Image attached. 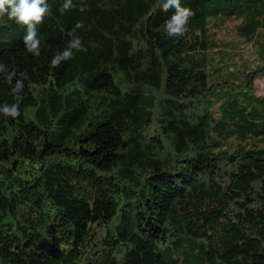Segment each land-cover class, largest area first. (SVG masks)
Here are the masks:
<instances>
[{
    "label": "trees",
    "instance_id": "obj_1",
    "mask_svg": "<svg viewBox=\"0 0 264 264\" xmlns=\"http://www.w3.org/2000/svg\"><path fill=\"white\" fill-rule=\"evenodd\" d=\"M47 2L39 57L0 18V264H264V0H181L182 37L163 0ZM233 21L254 66L218 49Z\"/></svg>",
    "mask_w": 264,
    "mask_h": 264
},
{
    "label": "clouds",
    "instance_id": "obj_2",
    "mask_svg": "<svg viewBox=\"0 0 264 264\" xmlns=\"http://www.w3.org/2000/svg\"><path fill=\"white\" fill-rule=\"evenodd\" d=\"M164 11L174 9L173 14L164 23V30L169 37H182L188 31L190 19L195 16L194 10L182 5L181 0H163L159 5ZM78 9L81 13L87 11L83 3H74V0H64L59 12L63 15L65 12ZM51 14V9L47 0H0V18L5 15L9 20L26 29L23 37V43L26 50L33 56L39 57L41 54V40L38 35V26L41 25L45 17ZM83 21H78L74 28L67 35L70 39L62 51H57L51 62L50 67L57 68L61 63L73 59L76 52L87 51L82 43V39L76 35L77 29L83 28ZM0 73H6V79L11 82L16 77L15 70L9 72L8 68L0 63ZM23 76V73H20ZM24 89L23 79H16L12 85V93L19 98ZM0 114L5 117L16 118L20 115L18 103H5L0 105Z\"/></svg>",
    "mask_w": 264,
    "mask_h": 264
},
{
    "label": "rangeland",
    "instance_id": "obj_3",
    "mask_svg": "<svg viewBox=\"0 0 264 264\" xmlns=\"http://www.w3.org/2000/svg\"><path fill=\"white\" fill-rule=\"evenodd\" d=\"M237 24L238 21L230 22L218 32L217 38L220 45L218 49L233 56L230 62L234 64L235 68H242L245 64L254 66L258 60V46L254 45V42H248L242 38L236 28ZM261 40L264 42V37ZM255 92L257 95L264 96V78L256 80Z\"/></svg>",
    "mask_w": 264,
    "mask_h": 264
}]
</instances>
